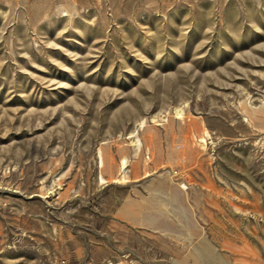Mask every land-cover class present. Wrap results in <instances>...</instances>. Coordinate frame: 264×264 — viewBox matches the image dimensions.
<instances>
[{"label": "rangeland", "instance_id": "obj_1", "mask_svg": "<svg viewBox=\"0 0 264 264\" xmlns=\"http://www.w3.org/2000/svg\"><path fill=\"white\" fill-rule=\"evenodd\" d=\"M0 264H264V0H0Z\"/></svg>", "mask_w": 264, "mask_h": 264}, {"label": "bare ground", "instance_id": "obj_2", "mask_svg": "<svg viewBox=\"0 0 264 264\" xmlns=\"http://www.w3.org/2000/svg\"><path fill=\"white\" fill-rule=\"evenodd\" d=\"M125 167H126V160H122L121 161V170H124Z\"/></svg>", "mask_w": 264, "mask_h": 264}]
</instances>
